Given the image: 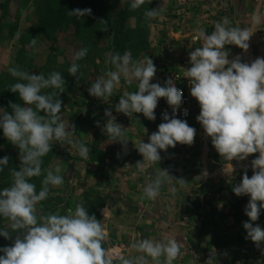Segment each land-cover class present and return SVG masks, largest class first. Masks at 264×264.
<instances>
[{
    "label": "clouds",
    "instance_id": "9594fccd",
    "mask_svg": "<svg viewBox=\"0 0 264 264\" xmlns=\"http://www.w3.org/2000/svg\"><path fill=\"white\" fill-rule=\"evenodd\" d=\"M149 3L150 0H147ZM145 0H130V9L136 10ZM69 15L77 18L91 14V9H73ZM158 8L145 10V19L158 16ZM257 12L251 17L252 23L261 21ZM227 17L214 23L208 33L202 27L193 30V39L200 46L189 53L190 67L184 69L183 76L190 84V95L199 105L196 120L204 133L211 138L216 152L226 161H242L250 154L258 153L251 161L253 174L242 175L239 184L232 187L236 196L247 195L248 203L244 214L248 222L242 224L246 239L257 247L264 245V229L254 225L264 210V58H256L251 63L241 62L239 56L229 60L226 45H234L246 51L252 32L248 28L229 26ZM107 31V27L103 29ZM19 37V33H17ZM36 39L30 41L34 46ZM87 48H80L72 56L68 74L77 76V61L87 55ZM106 63L114 70H108L97 77L88 88L89 95L107 100L119 86L121 78L126 82L135 81V92H124L115 104V111L126 116L142 113L148 120H154V109L159 98H164L172 108L171 118L162 114L164 122L157 131L148 137V142L136 146L142 156L137 166L142 170L145 164H157L160 151L173 148L176 144L191 145L195 129L186 121L176 118L177 109L182 102V90L175 86L172 78L166 79L164 86L150 83L157 69L150 58L134 61L130 51L123 54H106ZM18 82L9 90L16 93L22 104L10 103L11 113L0 107V133L19 151V168L10 169L11 183L0 189V218L8 222L9 230L0 228V237L8 239L10 233H19L11 246L0 248V264H173L181 252L176 238L139 239L131 245L135 255L110 254L103 247L105 229L101 221L89 215L83 204H76L68 214H37V205L46 200L51 187L64 184L61 168L47 171L37 192L33 177L42 174V157L48 154L53 142L71 145L82 159H88L89 146L80 143L74 135V125L61 118L62 102L57 99L64 90L61 73L50 72L29 74L16 67L8 69ZM53 89L52 92L43 90ZM43 115H40V112ZM107 117L103 132L112 142L121 143L126 148L127 139L124 128L115 122L111 112L105 110ZM99 126V122H97ZM9 158H0V172L8 165ZM232 172V166H231ZM184 186L183 179H176L168 171L158 168V173L143 187V198L155 200L163 185H171L170 193L177 194L173 182ZM259 202V203H258ZM210 258L208 261H211ZM207 261V262H208Z\"/></svg>",
    "mask_w": 264,
    "mask_h": 264
},
{
    "label": "crops",
    "instance_id": "0c3cea01",
    "mask_svg": "<svg viewBox=\"0 0 264 264\" xmlns=\"http://www.w3.org/2000/svg\"><path fill=\"white\" fill-rule=\"evenodd\" d=\"M226 1L229 0H154L152 9L158 8L159 14L149 25L148 53L156 54L158 58L160 54L169 56L170 53L180 57L184 39L196 42L193 39L196 27L190 25L191 21L198 18L205 21V17H211L213 9L208 6L210 4H216L214 14L217 17H227L229 13L223 7ZM259 24H254L252 29L257 30ZM260 28L258 30L262 33ZM242 53L240 50L230 59L240 57ZM179 69L186 70V66H179ZM107 104L109 107L105 110L110 111L115 122L124 128L128 140L126 148L119 142H112L103 132L107 117L98 121L97 110L86 119H82L85 110H79L78 119L68 122L74 125V135L79 142L90 148L89 163L94 160L90 174L104 175L110 182L99 189L105 239L110 233L112 239L105 250L129 257L136 254L131 245L139 239L176 238L181 252L173 264H264V251L247 253L241 251L240 242L236 245L225 242L228 236L231 238L245 232L242 224L248 222V218L242 219L239 214L245 209L249 197L236 196L232 187L240 183L245 172L251 177L248 174L252 169L251 161L258 153L250 154L242 161H226L216 152L210 137L206 135L201 141L198 136L191 145L178 143L160 151V161L145 164L141 170L136 164L142 161V156L135 147L140 140L147 143L160 122L157 118L150 121L142 113L136 118L128 117L116 112L115 104L110 101ZM187 124L194 128L191 122ZM197 127L203 129L200 124ZM158 168L166 169L174 180L185 181L183 187L173 182L177 187L175 197L170 193L171 185L165 184L157 199L143 198V187L158 173ZM253 224L264 229V215ZM210 258L212 260L208 261Z\"/></svg>",
    "mask_w": 264,
    "mask_h": 264
},
{
    "label": "rangeland",
    "instance_id": "374dc122",
    "mask_svg": "<svg viewBox=\"0 0 264 264\" xmlns=\"http://www.w3.org/2000/svg\"><path fill=\"white\" fill-rule=\"evenodd\" d=\"M128 2H130V0H112V5L114 9H118L123 8ZM43 3L44 1L39 4V9L40 7H42ZM19 6L20 3L18 2H10L8 6L9 18H6V21H8L9 19L16 20L18 22V31H22L28 28L31 24H35L37 16L33 11V5L31 3L25 2V4L22 5L21 10H19ZM208 6L213 9V14H211V17H205V21H202L198 18L195 21H191L190 25L192 27H202L208 33H211L214 27V23L220 21L221 19L220 17H217L216 14H214V12H216L217 10L216 4H210ZM223 7L229 13V15L227 16L230 21L229 26H239L241 28L246 27L250 32H252V35L250 36V39L248 41V49L246 51L243 50V53L239 57L241 59V62L251 63L258 57L264 58V22L262 21V19L260 21V24L258 25V28L261 27L260 30L262 31V33L259 32L258 28L257 30L252 29L254 24L252 23L251 17L254 13H257V6L254 1L229 0L226 1V4H224ZM35 39L36 44L34 46L30 45V43L27 46L30 54L29 64L33 65L34 67H39L44 63L45 57L50 51L55 52V58L58 61L71 62L74 48V41L71 35L59 33L57 35L55 34L53 39L46 38L45 40L44 35H42L41 37H36ZM183 41L184 42L181 46L179 54L180 57L174 56L170 53L169 56L160 54V58H158L156 57V54H149L148 48H146L139 53L133 54L132 52V58L134 61H143L145 58L152 59L157 69L155 75L160 73V71H165L168 68L175 69L183 65H185L186 69H188L191 66L189 63V53L194 48L199 47L200 43L199 41L190 43L186 39H184ZM17 47V37L14 39H4L0 41V72H3L8 67H11L17 52ZM225 50L229 52L228 59L231 60L230 57L241 49L238 47L232 48L231 46L226 45ZM119 53L123 54V50ZM183 54L185 56H183ZM100 55L101 56L95 58L93 61L87 60L79 65L80 67L77 73V76L79 78L77 79L76 76L72 78L73 87L71 88L70 95L68 96V99L63 101L61 107L60 115L62 119L67 120L68 122L78 119V116L80 114L79 110H85L82 119L91 118V116H93L94 110H97L98 112L95 114L97 116L96 119L98 121H103L106 118L105 116H103V110L109 107L107 101L116 104L118 103L119 97L123 95L124 92H135L137 90L135 81L126 82L123 78H121L119 86L114 89L112 96L107 100L98 99L89 95L88 88L91 86V83L97 77L103 75L105 71L114 70V68L109 69L107 65L102 61V59L105 58L104 54L101 53ZM183 57L186 58L183 59ZM100 112H102V114ZM39 114L43 115V113ZM137 115L138 113H134L129 117L136 118ZM191 123L196 130L194 139H197L198 136H202L203 129L198 130L197 126L199 122L196 120V118ZM0 149H13L17 153H19L18 149L10 144L6 140V138L3 137L2 133H0ZM93 166L94 160L91 159V163H89V158L80 159V156L76 153L75 149L71 147V145H68L66 143L58 144L54 141L50 152L42 157L41 168L42 170H46L47 173V171L54 170L56 167H60V174L64 178V184L59 188L50 186L48 198L37 205V214H68L69 209L74 211L76 204L80 203L83 204V206L87 209L89 215H94L98 221H101V223L104 222V215L101 212L102 200L99 196V189L101 188V186H107V184H110V182L104 175L92 176L90 172L93 171ZM245 169H247V167ZM252 172L253 171L251 169L250 173L248 174L252 175ZM41 181L42 179L36 181L34 177L31 179V182L36 185L37 192L41 188ZM263 215L264 210H261V214L258 218L260 219ZM239 216L242 219L248 218L244 214V210L241 212V214H239ZM5 222L6 224H8L6 220ZM111 240L112 239L110 233L109 238L105 239L103 242V247L105 249L110 245V242H112ZM225 242H231L234 245H236L237 242H240L241 251H247V253H249L248 251H264V245L257 247L254 242L246 239V231L240 233L239 235L232 236L231 238L228 236V240ZM230 251H233V248H230Z\"/></svg>",
    "mask_w": 264,
    "mask_h": 264
},
{
    "label": "trees",
    "instance_id": "16d2710c",
    "mask_svg": "<svg viewBox=\"0 0 264 264\" xmlns=\"http://www.w3.org/2000/svg\"><path fill=\"white\" fill-rule=\"evenodd\" d=\"M42 1L44 3L39 9V4ZM10 2L20 3L19 10L22 9L25 2L31 3L37 16L35 24L18 31L16 20L9 19L6 21V18H9L8 6ZM153 2L154 0H150L149 3L145 0L140 8L132 10L130 9V2L123 8L114 9L112 0H0V41L14 39L19 33L17 52L11 67L27 71L29 74L43 73L45 76L52 71L60 72L65 82L64 90L59 92L56 98L63 104V101L68 99L73 87L72 78L74 76L67 72L72 60L71 62H60L55 58V52L50 51L45 57L44 63L39 67H34L29 64L30 54L27 46L30 41L42 35H44L45 40L46 38L53 39L55 34L59 33L71 35L74 41L73 54L80 48H87L88 50L87 55L76 62L78 65L87 60L93 61L103 53L105 58L102 61L109 69H113L110 63H106L107 53L128 50L134 54L148 48L149 25L152 19H145L144 12L147 9L152 10ZM85 8L91 9L90 15L77 18L68 14L73 9ZM105 27H107V31H103ZM8 69L9 67L0 72V107L10 114L9 104H22V101L16 93L9 90L10 85L18 82V80L11 76ZM43 91L47 93L52 92L53 89ZM4 156H7L9 160L4 171L0 172V189L8 187L11 183L9 170L19 168V153L13 149H0V158ZM45 173L46 170L43 169L41 176L34 178L39 181L43 179ZM0 228L10 231L3 218H0ZM17 235L19 233H10L8 239L0 237V248L11 246Z\"/></svg>",
    "mask_w": 264,
    "mask_h": 264
},
{
    "label": "built area",
    "instance_id": "2783aa9c",
    "mask_svg": "<svg viewBox=\"0 0 264 264\" xmlns=\"http://www.w3.org/2000/svg\"><path fill=\"white\" fill-rule=\"evenodd\" d=\"M257 6V12L262 14V20L264 21V0H253ZM184 70L179 68H168L165 71H160L153 77L150 83H158L164 86L166 79L172 78L175 86L182 90V102L180 107L177 109L176 118L186 121L187 123L192 122L199 114V105L197 101L190 95V84L187 78L183 76ZM157 120L162 123V114L167 113L169 117L172 116V108L166 103L164 98H159L157 107L154 109ZM206 139V134L203 132L201 141Z\"/></svg>",
    "mask_w": 264,
    "mask_h": 264
}]
</instances>
